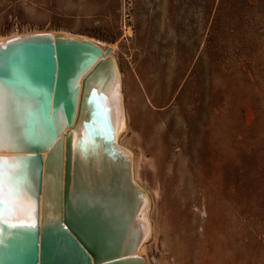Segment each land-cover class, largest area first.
<instances>
[{
  "label": "rangeland",
  "instance_id": "374dc122",
  "mask_svg": "<svg viewBox=\"0 0 264 264\" xmlns=\"http://www.w3.org/2000/svg\"><path fill=\"white\" fill-rule=\"evenodd\" d=\"M115 46L148 264H264V0H0V37Z\"/></svg>",
  "mask_w": 264,
  "mask_h": 264
},
{
  "label": "water",
  "instance_id": "95a60500",
  "mask_svg": "<svg viewBox=\"0 0 264 264\" xmlns=\"http://www.w3.org/2000/svg\"><path fill=\"white\" fill-rule=\"evenodd\" d=\"M112 52L64 33L0 40V264H146Z\"/></svg>",
  "mask_w": 264,
  "mask_h": 264
},
{
  "label": "bare ground",
  "instance_id": "6f19581e",
  "mask_svg": "<svg viewBox=\"0 0 264 264\" xmlns=\"http://www.w3.org/2000/svg\"><path fill=\"white\" fill-rule=\"evenodd\" d=\"M39 33H51V34L64 33V34L75 35V36H78V37H81V38H86V39H90L92 41H95V40H93L91 38L85 37L84 35L73 34V33H70V32H44V31L29 32V33L27 32V33H23V34L18 33V34L10 35V36H7V37H0V40H6V39H10V38L21 36V35L39 34ZM95 42L100 44L101 46H103L105 49L106 48H112L113 49L112 55L116 58V56H115V46L106 47L102 43H100L99 41H95ZM116 60H117V58H116ZM117 67H118V71H119V75H120V90H119V92H120V98H121V111H120V114H119L117 112V110L115 109V116L114 117H115V122H116V132H115L116 133V140H117V143L119 145H121L122 147L128 149L132 153L134 179H135L136 182H138L146 190L148 198H149V206L146 209V211L142 214V216L146 215L147 218H148V221H149V224H150L149 235L145 238V240L143 241V243L139 247L138 252L136 253L137 256L143 257L145 259V261H146V264H148V260L145 258L144 253H145L146 248H147V242H149V240L151 239V235L153 234V231H154L152 219H151V216H150L152 198H154V196L153 195L151 196L150 191L144 185H142L138 181V179L136 177L137 176V166H138V161H139L137 153L134 150H132L131 148H129L127 145H124L122 143V140H123L122 136L124 135V133H126V131L128 129V112H127V109H126L125 104H124V95H123V89H122V82L123 81H122V78H121V72H120V69H119L118 62H117ZM113 100L115 101V98Z\"/></svg>",
  "mask_w": 264,
  "mask_h": 264
},
{
  "label": "snow or ice",
  "instance_id": "6c2138e0",
  "mask_svg": "<svg viewBox=\"0 0 264 264\" xmlns=\"http://www.w3.org/2000/svg\"><path fill=\"white\" fill-rule=\"evenodd\" d=\"M102 55H103L102 52H98V53H96L95 58L98 59V58H99L100 56H102ZM86 67H87V66H86ZM5 75H6V73H5ZM58 135H59V131H54L53 134H52V140H51L49 143H51L52 141H54L55 138H56V136H58Z\"/></svg>",
  "mask_w": 264,
  "mask_h": 264
}]
</instances>
